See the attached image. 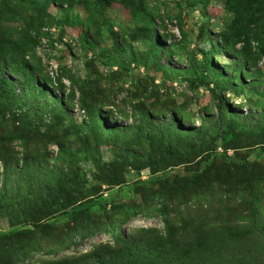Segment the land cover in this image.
<instances>
[{"label":"rangeland","instance_id":"rangeland-1","mask_svg":"<svg viewBox=\"0 0 264 264\" xmlns=\"http://www.w3.org/2000/svg\"><path fill=\"white\" fill-rule=\"evenodd\" d=\"M0 68V264H264V0H0Z\"/></svg>","mask_w":264,"mask_h":264},{"label":"trees","instance_id":"trees-1","mask_svg":"<svg viewBox=\"0 0 264 264\" xmlns=\"http://www.w3.org/2000/svg\"><path fill=\"white\" fill-rule=\"evenodd\" d=\"M244 29H246V28H244ZM248 32V31H247ZM172 44V42H170L169 43V45H171ZM202 54H203V56L204 57H208L209 56V53L207 52V51H203L202 52ZM209 67V66H208ZM1 68H0V82H2L0 85H2V86H4L5 87V89L8 91H10V88H8V87H6L5 86V83H6V81H5V79L1 76ZM39 92L40 93H45L46 92V90L44 89V88H41V89H39ZM82 112H84V113H82ZM80 113H81V115H80ZM80 113H79V116H80V120L82 121V125H84L85 127L86 126H88V125H90L91 124V120H90V116H89V113H88V111L86 110V109H81V111H80ZM171 123H177L176 122V120H172V122ZM110 128V127H109ZM115 129V128H114ZM203 130V128L201 127V128H199L197 131H200V130ZM115 130H118V129H115ZM202 130H201V132H202ZM232 137H233V135L232 134H230V133H228L224 138V140L226 141V142H228V141H230L231 139H232ZM163 213V215H165V212L163 211L162 212ZM125 222L127 221V218H125V220H124Z\"/></svg>","mask_w":264,"mask_h":264},{"label":"built area","instance_id":"built-area-1","mask_svg":"<svg viewBox=\"0 0 264 264\" xmlns=\"http://www.w3.org/2000/svg\"><path fill=\"white\" fill-rule=\"evenodd\" d=\"M82 113H84V112H82ZM80 115H81V113H80Z\"/></svg>","mask_w":264,"mask_h":264}]
</instances>
